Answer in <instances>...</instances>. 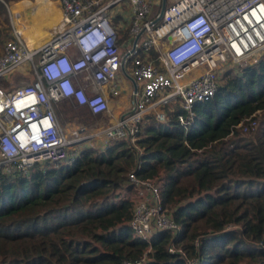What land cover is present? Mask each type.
<instances>
[{"label": "trees", "instance_id": "obj_1", "mask_svg": "<svg viewBox=\"0 0 264 264\" xmlns=\"http://www.w3.org/2000/svg\"><path fill=\"white\" fill-rule=\"evenodd\" d=\"M229 66L212 96L192 104L184 127L179 108H164L163 122L144 115L133 143L110 140L43 171L0 175V264H264V51ZM56 106L80 122L99 116ZM257 110L242 131L237 123ZM130 170L160 179L177 231H155L148 241L132 234V203L121 194Z\"/></svg>", "mask_w": 264, "mask_h": 264}, {"label": "built area", "instance_id": "obj_2", "mask_svg": "<svg viewBox=\"0 0 264 264\" xmlns=\"http://www.w3.org/2000/svg\"><path fill=\"white\" fill-rule=\"evenodd\" d=\"M119 1L58 0L60 17L47 39L28 47L13 30L3 42L0 82L24 63L30 77L0 84V175L24 174L33 165L43 171L82 149L98 148V142L99 149L110 140L133 143L144 115L163 122L164 108H179L175 118L184 127L193 118L192 104L214 93L225 64L242 66L264 51V0H156V9L153 0H127L120 40V20L111 14ZM125 89L127 104L111 116L109 102ZM59 101L110 120L94 129L72 125L66 132L54 113ZM258 113L237 125L252 128ZM127 180L129 193L121 194L132 203V234L148 241L155 231H177L161 203L160 179L130 170ZM167 250L184 257L171 244Z\"/></svg>", "mask_w": 264, "mask_h": 264}, {"label": "rangeland", "instance_id": "obj_3", "mask_svg": "<svg viewBox=\"0 0 264 264\" xmlns=\"http://www.w3.org/2000/svg\"><path fill=\"white\" fill-rule=\"evenodd\" d=\"M1 1L4 5V10L2 12H0V51L2 48V43L11 36L12 31L13 30L18 31L17 28L23 27L25 24L27 26V22L30 20V18L29 19L26 18L25 17L26 14H24L25 11H27V10H25V8H23L22 10H21V8H18V6L21 5L25 0H1ZM31 1H33L35 3V5L38 7L39 0H31ZM28 2H25V3H28ZM30 2L27 4V7H29L28 10H30V7L32 6V3H30ZM152 5L154 6V9H156L157 8V1L153 0ZM128 7L129 6L127 4V0H120L112 8L111 14L114 16L117 15L116 20L118 19L121 22L124 19H123V17H121V14H119V13L120 12H123V14L127 13ZM19 11H20V14H19ZM126 17H127V14H126ZM126 17H125V19L127 20ZM18 25H20V26H18ZM124 25L125 26H123L121 31L119 32L120 37L123 34L124 29H126V24H124ZM22 33L24 35H26V37L24 39L26 40L28 45H30L29 42L31 40V37L34 34L33 33H27L26 34L25 30H22ZM262 51L263 50L254 53V55L252 57L258 56L260 53H262ZM227 65H230L229 67H232V68L238 67V65L229 64V63L225 64L224 66L227 67ZM28 75H29V68H28L27 63H24V64H21L20 67H18L17 69L10 71L8 73L7 77L3 76L4 78L2 77V80L6 85L22 84V83H25L28 81V78H26ZM7 79H10V80H7ZM127 102H128V95H127V90L125 89L123 92H121V94L117 97V99L109 102L108 106H109V112L111 113V116L112 115L115 116L120 109L125 107ZM166 109H163V112L165 114H166ZM54 113H55L57 120L64 126L66 132L69 128L72 127V125L83 124V125H86L87 127L94 129V128H99V127L105 125L106 123H108V120H110V115L103 114L102 116L99 115L97 117L90 119L86 123L80 122L77 119L78 117L75 116L71 111H67L65 113L59 112L57 106L55 107ZM97 145H98V148L96 147L94 149H92V148L91 149L92 150L99 149V147H100L99 142Z\"/></svg>", "mask_w": 264, "mask_h": 264}, {"label": "crops", "instance_id": "obj_4", "mask_svg": "<svg viewBox=\"0 0 264 264\" xmlns=\"http://www.w3.org/2000/svg\"><path fill=\"white\" fill-rule=\"evenodd\" d=\"M28 1L30 2L31 0H25L21 5L18 6V8H21V10L25 8V10H27L24 13L26 14L25 17L28 19L30 18V20L27 22V26L25 24L23 27L17 28L20 31L18 32L20 35L23 36L22 37L23 39L26 37V35L22 33V30H25L26 34L33 33L34 35H38V37L40 35L46 34V38L45 37L44 38L47 39L49 35L51 34V31L55 23L58 21L60 17V6L58 3V0H39L38 7L35 5L33 1H31L30 3H32V6L30 7V10H28L29 7H27V4L29 3ZM25 2H28V3H25ZM19 14H20V11H19ZM126 14H127V17H126ZM122 17L124 20H122L120 23L119 22L116 23L117 26L119 27H122L124 26V24H127V20L125 19V17L128 18V12L124 14L122 12ZM41 40H43V38ZM27 77L29 78L30 76L28 75ZM5 86L7 85L5 84Z\"/></svg>", "mask_w": 264, "mask_h": 264}, {"label": "bare ground", "instance_id": "obj_5", "mask_svg": "<svg viewBox=\"0 0 264 264\" xmlns=\"http://www.w3.org/2000/svg\"><path fill=\"white\" fill-rule=\"evenodd\" d=\"M18 30V29H17ZM19 31V30H18ZM20 32V31H19ZM46 38V34H44V35H40L39 37H38V35H34V36H32L31 37V40H30V45H28V43L26 42V40H25V42H26V44L28 45V47H35L36 45H38L39 43H41L45 38ZM43 38V40H41ZM41 40V41H40Z\"/></svg>", "mask_w": 264, "mask_h": 264}]
</instances>
